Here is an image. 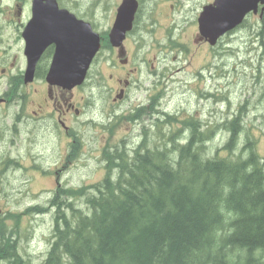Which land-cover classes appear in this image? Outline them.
<instances>
[{
    "label": "trees",
    "instance_id": "1",
    "mask_svg": "<svg viewBox=\"0 0 264 264\" xmlns=\"http://www.w3.org/2000/svg\"><path fill=\"white\" fill-rule=\"evenodd\" d=\"M238 120L224 125L223 149L234 158L205 156L202 143L216 130L195 118L182 122L189 138L174 149L145 139L128 153L105 150L103 180L83 196L71 193L86 213L55 199L27 210L57 207L42 264H264V163L248 137L237 147ZM6 232L0 222V258L27 264Z\"/></svg>",
    "mask_w": 264,
    "mask_h": 264
},
{
    "label": "rangeland",
    "instance_id": "2",
    "mask_svg": "<svg viewBox=\"0 0 264 264\" xmlns=\"http://www.w3.org/2000/svg\"><path fill=\"white\" fill-rule=\"evenodd\" d=\"M81 1L85 8L82 17L96 25V32L102 34L108 30L111 18L104 9L114 0H101L99 7L98 5H91L94 0ZM207 1L209 0L188 2L183 5L177 4L167 15L164 14L168 10L161 6L158 17L149 10H155L154 6L152 8L147 3L143 6L136 21L137 31L132 35L133 41L130 46L135 51L136 58H130L128 64V68L137 67L138 71L129 77L130 80L135 83H142L145 87L148 85L149 80L144 82L146 74L142 73L148 65L140 63V60L137 59L145 51L142 49L144 46L149 51H153L154 47H157L156 52L168 54V48L165 45L174 44L180 56L186 57L187 63L191 60L192 63L195 61V64L203 61L199 49L196 50L193 42H191L196 31V25L193 26V22L190 21L191 18L187 21H181L178 29L172 31V34H170V30H172V20L181 14V8L182 17L190 16L193 11L198 10L201 4ZM254 20V16L248 17L247 24L228 37L234 48L242 50L250 58L254 57V53H250L252 48L251 27ZM144 28L145 31L143 32ZM188 45H190L189 49L186 47ZM139 48L141 51H138ZM153 56L156 54L153 53L151 58ZM102 57L104 59L101 60ZM107 58L106 50L101 51L96 61L98 64H94L87 80L81 88L72 93L73 100L81 103L77 107L83 109L82 112L85 113L84 116L78 117L79 119L75 121L76 124L80 125L76 132L80 135L81 147L76 153V155H80L72 162L66 163L64 160L67 145L65 140L63 141L58 137L54 123L50 122L44 133L42 131L34 133V145H28V142L27 144L24 143L27 133H25L22 124L15 123L18 130H12L14 125L13 114L18 111L11 107L3 114L4 111L0 110V222H7L11 216H20V235L18 242L14 240L16 244L14 254L24 259L27 264H42L46 258L53 240V216L57 207L49 208L48 213L43 215H27L24 212L35 205L47 206V202L56 194L57 189H61L63 192L67 189L77 192L79 188L88 189L89 186L100 182L106 175L102 152L114 147H124L131 152L139 140L138 127H132L133 122L128 121L131 112L128 107L133 108V103H145L147 91L145 87L139 89L135 84L129 89L130 100L122 104L123 111L113 113L115 108L112 105H104L103 101L99 100L103 95H106L105 90H102L98 85L99 75L103 74V78L106 79L107 74L111 73ZM219 60L226 62V67H221L226 74L231 67L236 66L232 64L233 58L228 56ZM216 62L217 60L212 61L213 64ZM175 64V62H171L169 66L173 68ZM255 65L254 63L252 67L254 68ZM207 72L204 71L203 73L208 78ZM190 74L192 73L181 72L173 75L172 81L167 83V97L164 98L167 103L163 104V109L171 115H179L184 109L183 113L197 115V118H202L208 123L216 125L222 122L224 118V112L227 108L225 99L229 98L237 104L248 98L250 105H247V114L243 117L244 130L240 135L239 149L248 137L252 149L264 163V81L262 80L261 84L256 80L251 82L249 80L238 81V79H231L230 81L228 79H216L205 82L194 80ZM219 75L222 74H216V76ZM180 80L181 82H178ZM3 82L4 80L0 82V91L4 89ZM44 87L45 84L37 79L31 88H24L23 92L31 96V93L36 89V94L41 95L44 92ZM187 87H193L200 91L212 90L213 88L214 104L211 99L199 98L192 90H187ZM226 89H230L231 93L229 94ZM34 95L31 98L36 100ZM7 112L10 116L5 118ZM180 126L175 122H172V125H167L163 140L159 143L157 140V143L161 145L168 138L173 137L177 143L183 144L189 133L178 134L177 130ZM217 129L216 126L215 130L217 131ZM215 134L212 133L210 138L202 143L205 156H218L224 159L234 158L232 153L223 149L227 136H217L216 134L214 137ZM155 139L156 137L151 140ZM149 145L150 148H153L151 145L154 144ZM174 145L177 144L173 143L170 147L167 142L165 143V147L170 149H174ZM237 153L238 151L235 154ZM246 155L244 154L243 157ZM10 158L14 161L13 163H10ZM66 197L70 199L66 200ZM74 198L77 200L74 201ZM58 200L63 203L70 202L74 209L82 213H86L89 209L86 207L83 197L62 196L60 194ZM68 214L66 213L67 217ZM9 229L14 228L9 227Z\"/></svg>",
    "mask_w": 264,
    "mask_h": 264
},
{
    "label": "flooded vegetation",
    "instance_id": "3",
    "mask_svg": "<svg viewBox=\"0 0 264 264\" xmlns=\"http://www.w3.org/2000/svg\"><path fill=\"white\" fill-rule=\"evenodd\" d=\"M58 7L69 10L78 19H84L82 13L84 5L82 1L77 0H55ZM119 0H114L108 5L104 11L109 13L110 18L113 20L116 14V9ZM138 9L135 16V21L132 25L130 32L126 34V38L120 48H107L109 61V69L111 73L107 74V79L103 80L100 87L107 85V102L112 105L116 111L122 110V104L125 101H129V89L135 85V82L129 80V77L138 71V68H128L130 58L135 57V51L131 49L132 35L136 30V21L145 4H155L157 7L164 6L167 10H172L171 0H137ZM49 0H0V81L4 80V89L0 92V110L5 111L8 108L14 107L18 112L13 114V127L12 130H18L15 123L22 124L27 133V138L24 143L27 144L29 138L33 136V133L46 130L49 123H54L57 128L58 137L62 139L67 146H71L76 141V137L80 138V135L76 130L80 125L76 124L81 116H84L81 108L77 105L81 104L79 101L73 100L72 91L66 92L59 88H46L44 92L39 95L36 94L37 90L31 93V96L35 94V98H31L27 93L23 92L24 88H29L34 85V82L38 75L45 76L55 47L53 44L46 45L41 52L38 62L35 68L34 81L32 83L24 84L23 75L27 64V57L25 55V48L28 42L27 28L32 20L34 9H39L42 12L41 15L47 14ZM93 5L101 4V0H94ZM150 10V9H149ZM168 11V12H170ZM166 12L164 15H167ZM160 14V13H159ZM48 15V14H47ZM145 31V28L143 32ZM142 32V33H143ZM107 34V32H106ZM101 40L104 39L101 35ZM141 46V43H140ZM138 51H141L139 48ZM104 57L101 58V60ZM140 63L146 64V60L141 56L137 57ZM98 64V63H97ZM152 76H147L149 79L148 84L151 85L152 92L149 96V104L154 102V109L157 110L159 106V115L164 114L161 109V98L158 97L157 92H153L163 86V81L166 77L165 68H154L151 65ZM102 74V79H103ZM138 87V86H137ZM147 105V111L149 109ZM36 108V109H35ZM146 111V112H147ZM10 116L8 112L5 118ZM137 118V116H135ZM157 121L159 118L157 116ZM4 120V118H3ZM76 126V128H75ZM62 131V133L60 132ZM1 139V138H0ZM81 147V142L79 143ZM10 163L14 161L9 160Z\"/></svg>",
    "mask_w": 264,
    "mask_h": 264
},
{
    "label": "water",
    "instance_id": "4",
    "mask_svg": "<svg viewBox=\"0 0 264 264\" xmlns=\"http://www.w3.org/2000/svg\"><path fill=\"white\" fill-rule=\"evenodd\" d=\"M258 3L264 5V0H216V8H206L199 20L200 33L213 44L224 32L240 24L246 13L251 10L256 12ZM135 8L136 3L132 0H125L120 7L119 16L109 33L112 46L121 43L125 31L130 28ZM46 11L48 15H41L42 11L35 8L27 28L25 82L32 80L41 51L51 43L55 45V52L46 81L70 90L83 82L89 64L100 47L99 37L89 24L77 21L65 10H58L55 0H50Z\"/></svg>",
    "mask_w": 264,
    "mask_h": 264
}]
</instances>
